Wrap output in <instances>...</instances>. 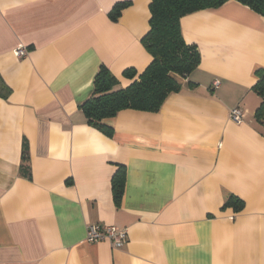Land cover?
<instances>
[{"label":"crops","instance_id":"0c3cea01","mask_svg":"<svg viewBox=\"0 0 264 264\" xmlns=\"http://www.w3.org/2000/svg\"><path fill=\"white\" fill-rule=\"evenodd\" d=\"M149 3L0 0V264H264V127L252 91L264 17L229 0L181 18L199 65L173 76L182 89L158 112L106 119L110 137L79 109L100 66L119 90L125 70L150 63ZM234 108L242 123L229 120ZM230 196L241 211L223 207ZM96 224L124 229L127 242L87 243Z\"/></svg>","mask_w":264,"mask_h":264},{"label":"trees","instance_id":"16d2710c","mask_svg":"<svg viewBox=\"0 0 264 264\" xmlns=\"http://www.w3.org/2000/svg\"><path fill=\"white\" fill-rule=\"evenodd\" d=\"M229 0H150L149 30L141 43L151 57L150 63L140 73L127 69L122 77L131 80L119 90L117 79L103 66L99 67L93 79L91 96L79 106L85 122L105 136L112 135V128L104 123L123 110L158 112L170 94L181 91L180 84L173 76L188 77L199 65L200 57L196 47L186 44L180 30V20L186 15L201 10L215 9ZM257 15L264 17V0H234ZM126 3L115 5L110 18L116 21ZM257 80L252 91L260 103L254 120L264 127V73L256 72ZM25 167L22 166V170ZM24 175L30 177L27 171ZM125 170L118 168L111 180L112 197L119 205L124 192ZM223 207H231L235 212L243 209L244 203L230 196Z\"/></svg>","mask_w":264,"mask_h":264},{"label":"built area","instance_id":"2783aa9c","mask_svg":"<svg viewBox=\"0 0 264 264\" xmlns=\"http://www.w3.org/2000/svg\"><path fill=\"white\" fill-rule=\"evenodd\" d=\"M16 57H24L26 50L19 48L14 52ZM218 82H213V87H217ZM244 113L239 108H234L229 112L228 118L231 122L239 124L243 122ZM85 241L87 243H99L108 241L114 248H119L127 242V234L124 229L116 228L113 226H106L102 224L90 225L86 229Z\"/></svg>","mask_w":264,"mask_h":264}]
</instances>
